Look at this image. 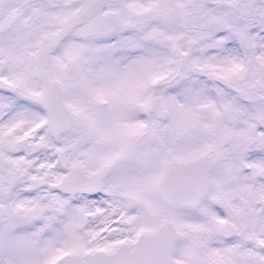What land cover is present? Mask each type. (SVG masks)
Listing matches in <instances>:
<instances>
[{"label":"snow or ice","instance_id":"obj_1","mask_svg":"<svg viewBox=\"0 0 264 264\" xmlns=\"http://www.w3.org/2000/svg\"><path fill=\"white\" fill-rule=\"evenodd\" d=\"M0 264H264V0H0Z\"/></svg>","mask_w":264,"mask_h":264}]
</instances>
